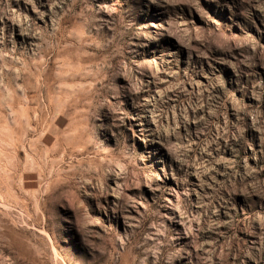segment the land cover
<instances>
[{"label":"rangeland","instance_id":"obj_1","mask_svg":"<svg viewBox=\"0 0 264 264\" xmlns=\"http://www.w3.org/2000/svg\"><path fill=\"white\" fill-rule=\"evenodd\" d=\"M0 264H264V0H0Z\"/></svg>","mask_w":264,"mask_h":264}]
</instances>
